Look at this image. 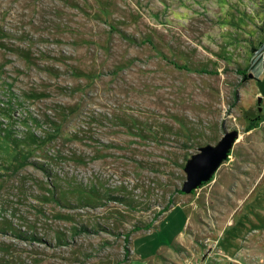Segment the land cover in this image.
<instances>
[{
	"label": "rangeland",
	"instance_id": "374dc122",
	"mask_svg": "<svg viewBox=\"0 0 264 264\" xmlns=\"http://www.w3.org/2000/svg\"><path fill=\"white\" fill-rule=\"evenodd\" d=\"M0 264H264V0H0Z\"/></svg>",
	"mask_w": 264,
	"mask_h": 264
},
{
	"label": "water",
	"instance_id": "95a60500",
	"mask_svg": "<svg viewBox=\"0 0 264 264\" xmlns=\"http://www.w3.org/2000/svg\"><path fill=\"white\" fill-rule=\"evenodd\" d=\"M238 135V130L226 129L216 144L209 143L199 147V151L187 160L184 167L187 177L183 183V192L191 193L213 178L223 162L230 156Z\"/></svg>",
	"mask_w": 264,
	"mask_h": 264
}]
</instances>
